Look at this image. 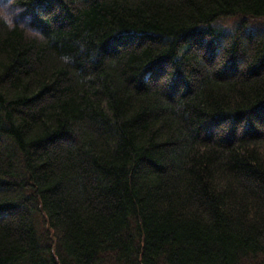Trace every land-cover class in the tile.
Instances as JSON below:
<instances>
[{
  "label": "trees",
  "instance_id": "obj_1",
  "mask_svg": "<svg viewBox=\"0 0 264 264\" xmlns=\"http://www.w3.org/2000/svg\"><path fill=\"white\" fill-rule=\"evenodd\" d=\"M12 3L0 264H264V0Z\"/></svg>",
  "mask_w": 264,
  "mask_h": 264
},
{
  "label": "rangeland",
  "instance_id": "obj_2",
  "mask_svg": "<svg viewBox=\"0 0 264 264\" xmlns=\"http://www.w3.org/2000/svg\"><path fill=\"white\" fill-rule=\"evenodd\" d=\"M13 0H0V17H2L9 24L18 23L21 27L25 28L27 34H35L36 31L28 25L26 18L20 17L21 9L17 8L12 3ZM77 3V1H75ZM236 19H225L221 24L227 28L231 26Z\"/></svg>",
  "mask_w": 264,
  "mask_h": 264
}]
</instances>
